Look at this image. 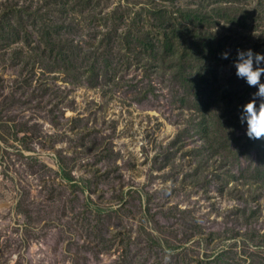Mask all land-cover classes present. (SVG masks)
<instances>
[{
    "label": "rangeland",
    "instance_id": "374dc122",
    "mask_svg": "<svg viewBox=\"0 0 264 264\" xmlns=\"http://www.w3.org/2000/svg\"><path fill=\"white\" fill-rule=\"evenodd\" d=\"M0 264H264V0H0Z\"/></svg>",
    "mask_w": 264,
    "mask_h": 264
},
{
    "label": "trees",
    "instance_id": "16d2710c",
    "mask_svg": "<svg viewBox=\"0 0 264 264\" xmlns=\"http://www.w3.org/2000/svg\"><path fill=\"white\" fill-rule=\"evenodd\" d=\"M196 42H197V44H196V45H197L198 47H199V46H202V44H206V43H203V42H201V41H198V40H197Z\"/></svg>",
    "mask_w": 264,
    "mask_h": 264
}]
</instances>
